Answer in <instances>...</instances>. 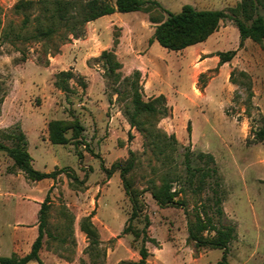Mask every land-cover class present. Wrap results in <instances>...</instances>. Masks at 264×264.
I'll use <instances>...</instances> for the list:
<instances>
[{
    "label": "rangeland",
    "instance_id": "374dc122",
    "mask_svg": "<svg viewBox=\"0 0 264 264\" xmlns=\"http://www.w3.org/2000/svg\"><path fill=\"white\" fill-rule=\"evenodd\" d=\"M18 1L0 0V144L11 146L8 134L20 128L34 169L66 170L54 178L29 180L0 150V255L21 256L30 250L40 203L48 195L39 250L45 264H127L140 259L141 247L147 250L146 264H222L221 249L195 247L187 240L188 222L203 211L217 227H236L227 250L228 264H264V140L254 137L264 128V41L248 39L239 46L236 27L224 20L225 26H231L213 46L221 52L236 49V54L234 66L222 71L219 66L204 69L196 64L188 48L169 50L155 41L151 53L168 69L171 94L164 95L167 115L155 127L146 123L148 131L142 132L130 127L125 114L131 113L127 80H138L144 100L160 94L148 97L140 74L110 71L100 54L85 60L88 75L80 73L73 65L79 50L70 46L75 37L60 29L50 38L33 39L32 19L41 18V11L32 5L16 10ZM157 1L176 10L185 0ZM191 1L226 10L239 0ZM135 14L148 21L146 27L142 25L149 34L153 21L166 16L151 5ZM112 31L119 34L118 27ZM80 32L82 38L85 27ZM78 64L85 69L82 60ZM62 70L73 73L66 91L55 86ZM53 120L70 126L67 143L48 140L47 124ZM75 124L82 130L73 138ZM130 151L133 166L125 177L140 213L122 233L131 203L119 169L112 165H125ZM200 152L215 160L224 190L220 218L211 200L214 179L206 178L200 189L198 175L188 182L187 166H203L197 158ZM163 184L178 192L175 200H182L183 206L156 203L151 192ZM84 218L96 230L94 239L80 229Z\"/></svg>",
    "mask_w": 264,
    "mask_h": 264
},
{
    "label": "trees",
    "instance_id": "16d2710c",
    "mask_svg": "<svg viewBox=\"0 0 264 264\" xmlns=\"http://www.w3.org/2000/svg\"><path fill=\"white\" fill-rule=\"evenodd\" d=\"M39 6L42 17L40 15L32 19V37L35 40L40 38H50L60 29H64L73 37L81 35V29L85 27L88 21L94 20L100 16L113 12H134L145 11L147 5L154 6L165 12L166 16L155 23L152 38L156 40L162 47L169 50H181L187 46L204 41L210 34L218 29L224 20L233 22L239 34V46H242L245 39L253 42L262 43L264 41V0H239L235 6L224 9H196L190 4H184L177 13L170 12L162 7L156 0H20L16 3V10L28 9ZM28 16L24 17V22H28ZM235 50L217 52L219 63H224L232 59ZM100 57L105 60L110 71L120 70L122 65L116 59L112 50H103ZM139 72L135 71L134 76L139 77ZM73 73L69 70H62L56 75L55 86L61 90L68 89L67 80L72 78ZM131 88L130 107L131 113L127 114L130 127H134L139 131H148L149 127H155V122L167 115L168 107L164 101V95L144 100L139 86L138 80H127ZM148 123V128L145 124ZM67 126L63 120L49 121L47 124L48 140L52 144H65L69 141L66 136ZM73 130V138L80 134L81 127L75 124L71 127ZM190 131V127H187ZM12 141L11 146L0 144V150L12 159L13 165L23 172L24 176L33 181L44 178H54L56 174L64 172L65 168L55 169L51 172H42L36 170L32 166V158L27 151V138L23 131L18 128V132L8 134ZM256 140H264V128L255 132ZM130 158L125 165L119 163L113 164L112 167L119 169V175L122 181L125 194L129 197L131 203V213L127 219V226L123 228L122 233H126L131 222L139 216L140 210L138 200L132 192L129 182L125 175L133 166L131 159L133 153L130 151ZM79 154V158H80ZM199 161L203 162V166L190 168L187 166L188 182L193 183V179L198 175L197 186L205 184V179H214L210 184L212 205L215 212L220 218L223 214V197L221 181L217 177V168L214 157L209 153L200 152L197 154ZM211 164V165H210ZM178 195L177 191H171L168 184H163L159 190L152 191L151 196L156 203L163 207L167 205L183 206L182 200H175ZM48 209V195L40 203L38 212L37 235L33 240L30 250L17 256L14 253L9 256H0V264H27L34 261L37 264H45L39 257V250L42 246V238L44 226L46 224V211ZM80 229L87 234L88 237L94 239L96 230L89 219L84 218L80 223ZM214 232L213 235L205 234ZM236 237V227L233 224L216 226L214 220L207 215L206 211L197 213L193 222L187 225V240L193 242L195 247L210 246L214 249H221V263L226 262V255L229 243ZM94 242V241H92ZM140 259L127 264H146L147 250L141 247L139 250ZM119 264H125L121 261Z\"/></svg>",
    "mask_w": 264,
    "mask_h": 264
},
{
    "label": "crops",
    "instance_id": "0c3cea01",
    "mask_svg": "<svg viewBox=\"0 0 264 264\" xmlns=\"http://www.w3.org/2000/svg\"><path fill=\"white\" fill-rule=\"evenodd\" d=\"M185 1L189 3H185ZM185 1L182 2V4H180L176 10H173L170 7H167V10L177 13L181 10V7L184 4H190L196 9H216L199 6L197 4L198 2L195 1ZM138 12L139 11L124 13L113 12L88 21L85 24L84 36L82 38H73V42L70 43V46L77 47V50H79L77 51L79 52V57L77 58L76 62L74 61L73 65L80 73L88 75L90 69L88 66H86L85 60L89 57L98 56L103 50H112L116 59L122 65L121 71L125 72L126 74L131 71H138L140 73L143 92L148 97L159 94L169 97L171 94V86L168 83V69L163 60L151 53V49L154 46L156 40L153 39L150 41L152 34L145 32L142 25L143 22L144 26L146 27L148 21L137 16L135 13L138 14ZM134 16L137 18L136 21H127L130 17ZM114 26L118 27L119 29L118 35H114L112 31ZM228 26L231 25L225 26L222 23L218 29L210 34L204 41L185 47L192 51L194 57L193 61L196 60V64L199 66H204V69L212 66H219L220 71H222L223 67L225 66H234L233 59L235 58V55L231 60L220 64L217 52L221 51L219 49H215L213 46V44L219 42L222 33L228 28ZM247 40L248 39H245L243 42ZM78 60H82L85 69L80 68L82 66H79ZM210 61L214 62L215 64L208 65V62ZM206 89L207 87L205 88V92ZM44 180H46V178H44Z\"/></svg>",
    "mask_w": 264,
    "mask_h": 264
}]
</instances>
